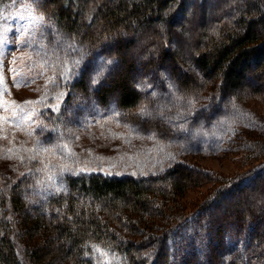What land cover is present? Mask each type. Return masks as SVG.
Returning <instances> with one entry per match:
<instances>
[{"label": "trees", "instance_id": "obj_1", "mask_svg": "<svg viewBox=\"0 0 264 264\" xmlns=\"http://www.w3.org/2000/svg\"><path fill=\"white\" fill-rule=\"evenodd\" d=\"M18 1L0 0V10ZM196 1L198 5L191 0H37L38 10L54 19L59 37L74 52L90 53V60L96 52L107 65L99 79L90 81L85 67L79 70L63 103L82 105L95 96L98 105H118L137 120L141 105L164 94L162 86L152 82L167 65L173 67L167 73L176 81L172 97L179 105L201 103L207 93L215 105L226 99L249 105L252 91L263 100L264 0H245L233 19L222 13L224 8ZM211 12L224 16L212 22ZM198 14L201 30L192 43L188 26ZM178 20L185 26L175 27ZM127 33L137 39L124 40L122 34ZM148 36L155 37L157 48L148 49L144 64L138 65L131 52L138 39ZM176 36L183 38V45L173 52L167 39ZM120 62L125 76L100 88ZM184 65H198L206 78L186 73ZM134 74L145 84L137 82L136 88ZM150 128L160 130L156 124ZM192 169L173 160L153 174L69 171L52 188L38 187L31 172L15 175L13 182L0 184V264H97V250L123 257L121 264H264V210L257 213L243 202L252 199L251 193L264 192L259 186L264 182V157L246 172L221 179L201 204L185 212L180 203L193 178L184 170ZM234 193L243 201L231 220ZM203 234L208 243L201 248L197 242ZM226 246H231V254L221 259Z\"/></svg>", "mask_w": 264, "mask_h": 264}, {"label": "rangeland", "instance_id": "obj_2", "mask_svg": "<svg viewBox=\"0 0 264 264\" xmlns=\"http://www.w3.org/2000/svg\"><path fill=\"white\" fill-rule=\"evenodd\" d=\"M36 1L20 0L0 10V184L13 182L15 175L19 178L31 172L38 187L52 188L58 187L63 174L69 171L153 174L176 160L193 166L192 170H184L193 181L180 203L189 212L217 189L221 179L227 181L246 172L264 157V149L260 150L264 148V99L253 97L252 91L249 105H237L234 99L215 105L207 93L198 105H179L172 97L176 81L167 73L173 70L169 65L152 82L156 87L162 86L164 94H155L150 105H141L135 114L137 120L120 111L118 105H98L95 96L82 105L63 103L79 70L85 67L90 81L99 79L107 65L96 52L92 53V60L88 57L90 53L74 52L59 37L54 19L38 10ZM191 1L193 5L199 3ZM207 1L209 6L224 8L222 13L230 19L238 17V9L245 3V0ZM73 10L78 12V7ZM222 16L211 12L212 22H219ZM181 25L185 26L184 20H178L175 27ZM199 25L198 14L195 23L188 26L193 32L192 43L200 33ZM122 35L126 41L137 39L128 33ZM151 37L136 41L131 57L138 65L144 64L148 49L157 48L155 37ZM182 39L180 36L167 39L173 52L182 47ZM111 51L117 54L112 46ZM190 51L187 48L185 52L189 59ZM120 63L110 81L100 84V88L109 87L114 79L125 76V67ZM183 68L200 80L207 76L198 65ZM136 78L134 74L132 80L137 88L145 80ZM258 84L257 81L255 85ZM261 95L264 98V88ZM151 124L160 130L151 129ZM259 186L264 187V182ZM261 193H251L252 199L246 201L234 193L229 204L231 220L239 214L236 206L242 201L257 213L264 210V192ZM245 195L247 198L249 192ZM34 208L29 207L27 213L31 214ZM206 240L204 234L199 236L198 247L206 246ZM220 253L221 259L231 254V246ZM97 254L100 258L97 264L123 262V257L108 251L97 250Z\"/></svg>", "mask_w": 264, "mask_h": 264}]
</instances>
